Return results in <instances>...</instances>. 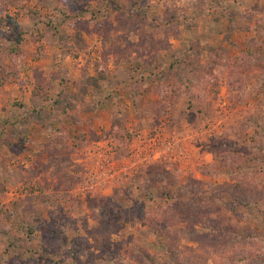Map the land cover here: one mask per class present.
Listing matches in <instances>:
<instances>
[{
  "label": "rangeland",
  "instance_id": "374dc122",
  "mask_svg": "<svg viewBox=\"0 0 264 264\" xmlns=\"http://www.w3.org/2000/svg\"><path fill=\"white\" fill-rule=\"evenodd\" d=\"M263 242L264 0H0V264H264Z\"/></svg>",
  "mask_w": 264,
  "mask_h": 264
},
{
  "label": "trees",
  "instance_id": "16d2710c",
  "mask_svg": "<svg viewBox=\"0 0 264 264\" xmlns=\"http://www.w3.org/2000/svg\"><path fill=\"white\" fill-rule=\"evenodd\" d=\"M216 54H217L216 56L222 57V58H221V61L213 60L214 65H212V68L219 66V64H220L219 62H222V65H223L225 62H227V59H228L227 58L228 55L226 54V52L224 50H220L219 52H216ZM193 62H195V64L191 63L194 66L193 68L197 69L198 65H200L199 62L197 60H195ZM88 84H91V83L86 81L84 84L85 86H84L83 91L86 90V88L88 87ZM32 102L35 106V109L32 111L29 119L26 121L27 123H25V124H29L31 122H41L45 117L44 114H46V113H44V111L42 109L43 105H40L41 104L40 102H38L36 99H33ZM253 200L254 199H252V197H250V199L249 198L248 199L246 198L245 200L241 199L240 202L247 206ZM135 215H137L139 219L144 221L148 226L152 227V229H154L155 231H161V233H164L166 230H169V228L171 227V224L168 223L169 219H167L164 215L161 216V219H157V217H154L151 212L144 210V209H139L137 214H135ZM195 229H196L195 227H192L189 235L190 236L192 235L191 237L195 238V240H197L198 236H200V233L198 231H196ZM262 245H264V242L262 243Z\"/></svg>",
  "mask_w": 264,
  "mask_h": 264
}]
</instances>
